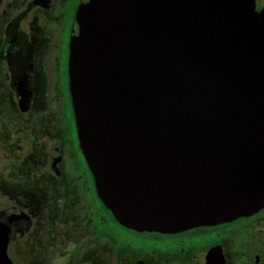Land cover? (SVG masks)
Returning a JSON list of instances; mask_svg holds the SVG:
<instances>
[{
    "label": "water",
    "instance_id": "1",
    "mask_svg": "<svg viewBox=\"0 0 264 264\" xmlns=\"http://www.w3.org/2000/svg\"><path fill=\"white\" fill-rule=\"evenodd\" d=\"M69 79L80 149L122 226L173 234L264 208L256 0H82ZM9 242L0 227V264Z\"/></svg>",
    "mask_w": 264,
    "mask_h": 264
},
{
    "label": "flooded vegetation",
    "instance_id": "2",
    "mask_svg": "<svg viewBox=\"0 0 264 264\" xmlns=\"http://www.w3.org/2000/svg\"><path fill=\"white\" fill-rule=\"evenodd\" d=\"M81 1L0 0V179L21 161V207L0 204L10 259L16 264L17 240L21 264H264V208L173 234L126 228L107 209L80 149L70 92Z\"/></svg>",
    "mask_w": 264,
    "mask_h": 264
},
{
    "label": "rangeland",
    "instance_id": "3",
    "mask_svg": "<svg viewBox=\"0 0 264 264\" xmlns=\"http://www.w3.org/2000/svg\"><path fill=\"white\" fill-rule=\"evenodd\" d=\"M4 175V179H0V183L6 184L9 190L0 192V204L21 207V161L9 162L8 169L4 170ZM10 255L16 264H21V241L16 240L13 243Z\"/></svg>",
    "mask_w": 264,
    "mask_h": 264
}]
</instances>
